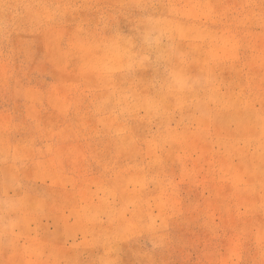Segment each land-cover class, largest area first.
I'll return each instance as SVG.
<instances>
[{"label":"rangeland","instance_id":"374dc122","mask_svg":"<svg viewBox=\"0 0 264 264\" xmlns=\"http://www.w3.org/2000/svg\"><path fill=\"white\" fill-rule=\"evenodd\" d=\"M0 264H264V0H0Z\"/></svg>","mask_w":264,"mask_h":264}]
</instances>
